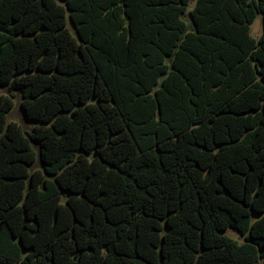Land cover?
Segmentation results:
<instances>
[{"label": "trees", "instance_id": "16d2710c", "mask_svg": "<svg viewBox=\"0 0 264 264\" xmlns=\"http://www.w3.org/2000/svg\"><path fill=\"white\" fill-rule=\"evenodd\" d=\"M0 88V264H264V0H0Z\"/></svg>", "mask_w": 264, "mask_h": 264}, {"label": "rangeland", "instance_id": "374dc122", "mask_svg": "<svg viewBox=\"0 0 264 264\" xmlns=\"http://www.w3.org/2000/svg\"><path fill=\"white\" fill-rule=\"evenodd\" d=\"M71 27V26H70ZM263 32V22H262V16H258V18L256 19V21L253 23V25L251 26V34L254 37H258L262 34ZM10 93L7 91V89L5 88H0V96L1 95H9ZM14 101H15V107L14 109L9 113L8 118L10 121H15L19 124H21L26 131H32L34 124L33 123H29L25 120L23 111L21 109V98L19 96V94H17L16 92H14ZM231 237H233L234 239L238 240V241H242V237L235 232L233 229H230L227 232Z\"/></svg>", "mask_w": 264, "mask_h": 264}, {"label": "crops", "instance_id": "0c3cea01", "mask_svg": "<svg viewBox=\"0 0 264 264\" xmlns=\"http://www.w3.org/2000/svg\"><path fill=\"white\" fill-rule=\"evenodd\" d=\"M195 1V0H194Z\"/></svg>", "mask_w": 264, "mask_h": 264}]
</instances>
